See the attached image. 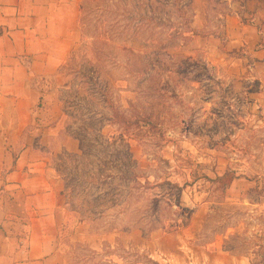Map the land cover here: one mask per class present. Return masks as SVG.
<instances>
[{
  "label": "rangeland",
  "instance_id": "374dc122",
  "mask_svg": "<svg viewBox=\"0 0 264 264\" xmlns=\"http://www.w3.org/2000/svg\"><path fill=\"white\" fill-rule=\"evenodd\" d=\"M246 4L82 1L43 145L66 264H264V63L228 43Z\"/></svg>",
  "mask_w": 264,
  "mask_h": 264
},
{
  "label": "crops",
  "instance_id": "0c3cea01",
  "mask_svg": "<svg viewBox=\"0 0 264 264\" xmlns=\"http://www.w3.org/2000/svg\"><path fill=\"white\" fill-rule=\"evenodd\" d=\"M82 1L0 0V264H66L56 214L61 186L43 145L60 131L47 112L80 41ZM257 10V0H247L233 15L228 43L262 64Z\"/></svg>",
  "mask_w": 264,
  "mask_h": 264
},
{
  "label": "trees",
  "instance_id": "16d2710c",
  "mask_svg": "<svg viewBox=\"0 0 264 264\" xmlns=\"http://www.w3.org/2000/svg\"><path fill=\"white\" fill-rule=\"evenodd\" d=\"M81 10H82V3H81V8H80V15H81ZM79 24H80V17H79Z\"/></svg>",
  "mask_w": 264,
  "mask_h": 264
}]
</instances>
